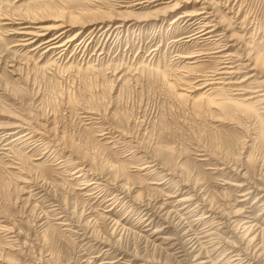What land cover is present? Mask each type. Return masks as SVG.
<instances>
[{
	"label": "rangeland",
	"instance_id": "1",
	"mask_svg": "<svg viewBox=\"0 0 264 264\" xmlns=\"http://www.w3.org/2000/svg\"><path fill=\"white\" fill-rule=\"evenodd\" d=\"M235 221L264 227V0H0V264H237Z\"/></svg>",
	"mask_w": 264,
	"mask_h": 264
},
{
	"label": "bare ground",
	"instance_id": "2",
	"mask_svg": "<svg viewBox=\"0 0 264 264\" xmlns=\"http://www.w3.org/2000/svg\"><path fill=\"white\" fill-rule=\"evenodd\" d=\"M154 1H156V0H154ZM162 2V1H161ZM176 9V8H175ZM117 26V25H116ZM215 26V25H214ZM204 27V26H203ZM64 31V30H63ZM34 32V31H33ZM214 31L213 30H211V29H208L207 27H204V28H202V27H200L199 28V35H198V38H205L206 40L207 39H210L213 35H211L212 33H213ZM22 33V32H21ZM23 33H25V34H32V35H34V36H39V35H37L36 33L35 34H33V33H31V32H23ZM41 33V32H40ZM65 33V32H64ZM44 35H45V33H44ZM61 35V34H60ZM63 35V34H62ZM61 35V36H62ZM27 36H30V35H27ZM34 36H31V37H27L26 39H24V40H26V41H30V40H32L33 41V39H32V37L34 38ZM61 36H55V37H53V38H51V39H49L48 41H44V45L46 44V45H48V46H50V48H53V47H55V44L57 45V43L59 42V38L61 37ZM196 37V36H195ZM196 39V38H195ZM204 39V40H205ZM220 47V46H219ZM66 48V47H65ZM219 50V49H218ZM218 52V51H217ZM219 52H221V51H219ZM223 52V51H222ZM198 55V54H197ZM192 57V56H191ZM250 60V59H249ZM227 61V60H226ZM251 61V60H250ZM224 64V63H223ZM229 61L228 62H226V64H224V65H222L221 67H220V70H218L217 71V73L216 74H211L212 75V77H210L209 76V78H206V80L204 81L205 83H206V86L207 85H209V84H213V83H220L221 81L220 80H223V77L221 76V75H223V74H226V73H236V72H232V71H230V69H231V66H229ZM229 70V71H228ZM207 75V74H206ZM220 81V82H219ZM200 89V88H199ZM253 97V96H252ZM92 183H94V182H92ZM43 188V187H42ZM128 189V188H127ZM252 191V190H251ZM249 193V192H248ZM248 193H246V194H248ZM245 195V194H244ZM121 197V196H120ZM188 198L186 197V200H187ZM191 199V198H190ZM189 199V200H190ZM188 200V201H189ZM179 201V200H178ZM183 202V201H182ZM178 203V202H177ZM183 205V204H182ZM184 206H185V204H184ZM197 208V207H196ZM179 209V208H178ZM171 210V209H170ZM182 210V209H181ZM213 210V209H212ZM194 211V210H193ZM168 212V211H167ZM217 212V211H216ZM185 213V212H184ZM225 213V212H224ZM173 215H175V213L173 214ZM216 215V214H215ZM222 215V214H221ZM225 215V214H224ZM239 215V214H238ZM220 216V215H219ZM236 216V215H235ZM227 217H228V215H227ZM178 218V217H177ZM188 218V217H187ZM201 218V217H200ZM206 218V217H205ZM216 218V217H215ZM220 218V217H219ZM223 218V217H222ZM226 218V217H225ZM180 219H182V221H181V223H183V222H185L184 221V218H182V217H180ZM229 219V218H228ZM220 222V221H219ZM227 222V221H226ZM236 222V225H237V229H239V230H241L242 228H243V236H244V239H246L247 241H245V242H247L246 243V247L244 248V249H239V250H236L237 252L235 253V254H232V255H237L236 257H234V260L235 261H237V264L238 263H241V264H244V262L243 261H247V263L246 264H264V227L263 228H261V230L259 231V232H256V230H255V226L256 225H258V224H256V225H253V223L252 224H248L247 225V223H245V224H243V225H240L239 223H237V221H235ZM188 223V222H187ZM222 223V222H221ZM224 223V222H223ZM194 224V223H193ZM217 224V223H216ZM184 225H185V223H184ZM188 225V224H187ZM222 225V224H221ZM220 225V226H221ZM228 225V224H227ZM180 226V225H179ZM183 227V226H182ZM234 227V226H233ZM232 227V228H233ZM187 228H188V226H187ZM241 228V229H240ZM185 229H186V227H185ZM188 230V233H187V235H189L190 237H189V241H191V242H193V241H195L194 243H193V247L194 246H196L195 244H199L200 243V238L198 237V234H197V232L195 231V230H193V228H192V226H190L189 227V229H187ZM191 231H193L192 233H191ZM187 232V231H186ZM187 240H188V238H187ZM188 241V242H189ZM191 242H190V244H191ZM187 243V242H186ZM230 243H232L233 244V242H230ZM235 243H237L236 241H235ZM242 243V242H241ZM189 244V245H190ZM228 244V243H227ZM192 247V248H193ZM197 248V247H196ZM196 248H194V249H196ZM227 249V248H226ZM231 250H232V248H231ZM243 255V256H242ZM233 258V257H232ZM232 258H229L228 260H230V259H232ZM234 261V262H235ZM230 263V262H229Z\"/></svg>",
	"mask_w": 264,
	"mask_h": 264
}]
</instances>
